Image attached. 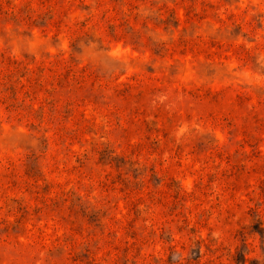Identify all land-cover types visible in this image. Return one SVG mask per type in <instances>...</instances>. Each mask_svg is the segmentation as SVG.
Segmentation results:
<instances>
[{"label": "rangeland", "instance_id": "1", "mask_svg": "<svg viewBox=\"0 0 264 264\" xmlns=\"http://www.w3.org/2000/svg\"><path fill=\"white\" fill-rule=\"evenodd\" d=\"M0 264H264V0H0Z\"/></svg>", "mask_w": 264, "mask_h": 264}, {"label": "trees", "instance_id": "2", "mask_svg": "<svg viewBox=\"0 0 264 264\" xmlns=\"http://www.w3.org/2000/svg\"><path fill=\"white\" fill-rule=\"evenodd\" d=\"M45 2V1H44ZM245 261V259H243Z\"/></svg>", "mask_w": 264, "mask_h": 264}]
</instances>
